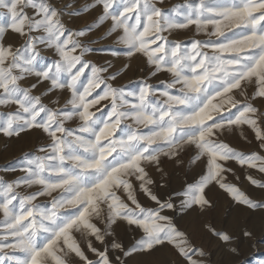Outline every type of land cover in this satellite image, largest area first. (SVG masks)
<instances>
[{"label":"snow or ice","instance_id":"obj_1","mask_svg":"<svg viewBox=\"0 0 264 264\" xmlns=\"http://www.w3.org/2000/svg\"><path fill=\"white\" fill-rule=\"evenodd\" d=\"M0 10V137L42 141L11 169L21 175L0 177V264H208L167 214L176 199L204 216L215 187L264 211L237 183L264 193V0H0ZM93 11L91 23L67 26ZM101 28L124 49L110 53L120 67L88 59ZM134 60L145 75L126 91L117 81ZM237 133L250 150L231 145ZM185 157L199 162L198 179L165 198L153 173ZM165 249L174 259L157 256Z\"/></svg>","mask_w":264,"mask_h":264},{"label":"rangeland","instance_id":"obj_2","mask_svg":"<svg viewBox=\"0 0 264 264\" xmlns=\"http://www.w3.org/2000/svg\"><path fill=\"white\" fill-rule=\"evenodd\" d=\"M87 2H90V0H59L60 4L73 3L74 8H80ZM181 2L182 0H165L166 6L169 7ZM119 4L120 0H116V5L119 6ZM95 15L96 13L93 11L78 17H65V20L69 28H81L91 23ZM8 23L9 17L3 13V10H0V25H7ZM103 31L104 29L101 28L90 33V38L98 42L91 45L92 52L89 54L88 59L96 64L111 61L114 65L120 67V59L112 57L110 53L114 50L123 52L124 49L122 46L114 44L113 39H104ZM5 35L8 40L13 39V35L10 32ZM185 35L191 34H181V38H185ZM49 58H51L50 55ZM141 67L139 60L132 61L130 69L118 78L117 83L125 86L126 91L138 90L145 75L141 71ZM162 79H166V77L158 76L150 82L156 88H161L162 85L159 81ZM246 132L249 139H251L253 134L247 129ZM41 142L36 133L22 135L20 138L0 137V177L11 180L21 175L20 172H14L11 169H18L22 166L25 153H37ZM230 143L238 150L247 151L251 149V145L241 140L238 133L230 137ZM161 167L164 169L163 174L154 172L153 175L159 183L165 185L163 189H158L165 198H167V194L171 190H180L185 182H194L198 179L197 173L200 172L199 162L195 165H189L187 157H185V165L183 167H177L170 161H166ZM229 179H232L231 175H229ZM237 183L242 184L243 190L249 192L253 198L264 200V193H261L260 190L252 188L245 181ZM24 191L30 190L25 189ZM210 195L216 201V209L213 212L206 213L204 216H199L196 213L186 214L179 207V199L175 201L176 209L168 211L167 214L173 217L174 222L181 230L193 233V242L204 248L207 253L205 259L208 264H264V211L260 209H244L242 206L231 202L225 193L215 187L212 188ZM40 202H44L43 198H41ZM204 223L227 231L232 237L231 242L225 244L203 231L202 225ZM245 232L250 233V235H245ZM233 249L235 251H232ZM157 256L168 260L174 259L168 249L164 250V254H157Z\"/></svg>","mask_w":264,"mask_h":264}]
</instances>
